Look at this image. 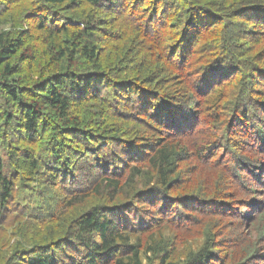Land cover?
<instances>
[{"label": "trees", "instance_id": "16d2710c", "mask_svg": "<svg viewBox=\"0 0 264 264\" xmlns=\"http://www.w3.org/2000/svg\"><path fill=\"white\" fill-rule=\"evenodd\" d=\"M262 200L264 0H0V264H264Z\"/></svg>", "mask_w": 264, "mask_h": 264}, {"label": "rangeland", "instance_id": "374dc122", "mask_svg": "<svg viewBox=\"0 0 264 264\" xmlns=\"http://www.w3.org/2000/svg\"><path fill=\"white\" fill-rule=\"evenodd\" d=\"M229 91V88H227L226 86H224L222 88V90H220L218 93L220 95H225L227 92ZM227 97V95H225V98ZM203 119V117L201 118V120ZM200 127V123L199 126L197 128ZM202 130L201 133H197L196 135H194V137L198 140V141H202L204 136H210L213 132V129L210 127H207V125L204 123V125H202ZM198 130V129H197ZM233 139L228 138V145L234 147L235 149L242 147L245 145V143H241V139L240 138H236L234 139V137H232ZM231 151L227 152L230 153ZM226 151L223 152L221 154V157L219 158V164H221L223 162V157L225 155ZM238 156V153H237ZM204 163V162H203ZM181 168L184 170V173L182 174V177L179 181V184L177 186V188L174 190V193L176 195H180V196H187L190 193H201V191L205 188L207 182H209L207 180V178L209 176H213L215 179L217 178V170L215 166H212L211 163H204V166L200 163H198V160L192 161L191 163H189L188 165H184L181 164ZM229 168V167H228ZM230 170V168H229ZM232 197H225V195H222L221 198L223 197L224 199H229V200H238L243 198V195L245 193V191H237V189L233 188L230 191ZM259 197V196H258ZM253 198V199H252ZM251 199L253 201H256V197H252ZM264 200H262L263 202ZM264 205V202H263ZM203 207V206H202ZM233 208H236L239 212V206L236 205V203L232 204ZM258 208H255V211ZM247 211H249V213L251 214L250 218H254L255 217V211H253L252 209H247ZM258 212L261 211V209L257 210ZM257 212V213H258ZM237 213V212H236ZM211 216H213L212 211L209 209L207 210V212H199L198 210L195 211V220H193L190 223L187 224L185 227H187L186 233L185 234H179V239L182 241V244L184 246H190L192 245V243H194L195 239L201 236L203 229L207 226V224H209L208 222H210L211 220ZM231 219L233 220V216H230ZM254 220V219H253ZM251 222L247 221L244 222V228L248 227L249 224ZM190 225V226H189ZM189 226V227H188ZM263 243H260V245H262ZM260 251L264 252V246L262 248H259ZM261 264V263H258Z\"/></svg>", "mask_w": 264, "mask_h": 264}]
</instances>
